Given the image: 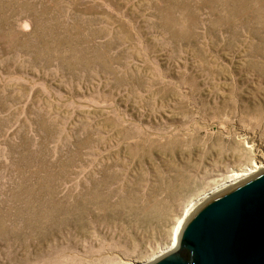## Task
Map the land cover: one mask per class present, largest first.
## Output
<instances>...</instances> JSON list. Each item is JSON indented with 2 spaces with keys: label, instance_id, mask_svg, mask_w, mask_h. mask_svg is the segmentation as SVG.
<instances>
[{
  "label": "rangeland",
  "instance_id": "obj_1",
  "mask_svg": "<svg viewBox=\"0 0 264 264\" xmlns=\"http://www.w3.org/2000/svg\"><path fill=\"white\" fill-rule=\"evenodd\" d=\"M254 164L264 0H0V264L150 262Z\"/></svg>",
  "mask_w": 264,
  "mask_h": 264
},
{
  "label": "water",
  "instance_id": "obj_2",
  "mask_svg": "<svg viewBox=\"0 0 264 264\" xmlns=\"http://www.w3.org/2000/svg\"><path fill=\"white\" fill-rule=\"evenodd\" d=\"M145 264H264V169L203 201L178 246Z\"/></svg>",
  "mask_w": 264,
  "mask_h": 264
},
{
  "label": "bare ground",
  "instance_id": "obj_3",
  "mask_svg": "<svg viewBox=\"0 0 264 264\" xmlns=\"http://www.w3.org/2000/svg\"><path fill=\"white\" fill-rule=\"evenodd\" d=\"M263 165L254 164L253 168L238 169L237 171H234L233 174L231 175L230 179L228 181L224 182L223 184H221L220 188L215 193H219V192H221V191H223V190H225V189H227V188H229V187H231V186H233V185L245 180L246 178L256 174L257 172H259L262 169H264ZM212 196L210 195L209 198L212 197ZM183 222L184 221L182 220L180 222L179 226H177V229H176L175 234H174V236L172 238V243H171L170 247L168 249L164 250L161 254H163L165 252H169V251L175 249L178 246L179 236H180V232H181V229H182V226H183ZM142 264H145V263H142Z\"/></svg>",
  "mask_w": 264,
  "mask_h": 264
}]
</instances>
